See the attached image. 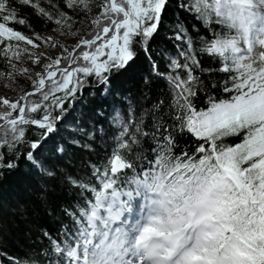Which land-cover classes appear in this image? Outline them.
Instances as JSON below:
<instances>
[{"label":"snow or ice","instance_id":"1","mask_svg":"<svg viewBox=\"0 0 264 264\" xmlns=\"http://www.w3.org/2000/svg\"><path fill=\"white\" fill-rule=\"evenodd\" d=\"M25 8L72 43L12 27L31 25ZM0 21V71L32 85L19 101L3 100L14 111L0 113V156L11 157L0 158V177L31 161L40 181L34 197L7 205L33 237L12 264H264V242L245 246L242 195L264 190V56L248 64L240 56L241 43L253 49V32L264 45V0H0ZM28 40L51 50L22 52ZM21 56L34 57L31 78L13 71ZM46 81L51 91L38 103ZM217 90L223 98L210 94ZM201 95L207 108L197 106ZM109 141L127 158L115 151L93 161ZM77 153L89 180H73ZM137 157L133 183L158 198L148 207L167 211L150 223L144 212L132 218L133 192L114 187Z\"/></svg>","mask_w":264,"mask_h":264},{"label":"trees","instance_id":"2","mask_svg":"<svg viewBox=\"0 0 264 264\" xmlns=\"http://www.w3.org/2000/svg\"><path fill=\"white\" fill-rule=\"evenodd\" d=\"M31 8H25L21 15L25 16L26 20L31 21V25L25 24L20 25L19 23H10V25L20 31H22L25 34L33 35L32 28L34 27L36 31H39L41 35L43 36L47 32H50V30H43L40 27L39 22L37 21V18L35 15H31L32 13ZM2 22V21H0ZM191 25V21H190ZM23 39V37H21ZM31 41V40H29ZM229 56L232 55L231 52L228 53ZM5 62L2 58H0V69H3L5 67ZM4 76L3 71H0V77ZM1 82V81H0ZM22 82V88H21V94L31 91L32 85L28 82L21 81ZM47 88L50 89L49 84L47 85ZM47 91L44 90L36 97V102L38 103H46L42 96L46 95ZM214 97L219 95L221 98H223L224 94L222 92L214 91L210 93ZM34 98V96H29L26 100L27 107L30 106L31 100ZM9 100L12 101L11 98ZM87 103V101H86ZM3 108L2 113H5L7 111H10L9 106L7 104V101L3 102ZM197 106L201 108H207L209 105L207 103V99L201 95L200 98L197 100ZM14 111V110H11ZM228 117L225 118L224 122H228ZM4 118L0 119V123L3 122ZM19 126V124H18ZM5 133V127L0 129V137H3ZM261 138H259V143L261 144ZM184 139H187L191 142L190 137L185 136ZM226 143H235L238 142L237 137H230L226 138ZM262 146V144H261ZM115 149L113 143L109 141L108 149L106 151H99L98 153L92 154L91 159L95 161L96 163H99L101 161H104L107 157L111 155L113 150ZM121 155L127 158L126 153L123 152V150H120ZM80 153H77V155L73 158V161L75 162V167L70 169V171L73 172V180H79L80 178L82 180L91 178L90 176H85L83 173L88 172L89 169L86 166L81 167L79 161L81 159ZM2 159H11V157H4L0 156ZM13 164L15 165V160H13ZM32 163L30 161L24 162L21 165L14 166L11 169H5V175L3 177H0V261L3 262V264H12V257L14 256H22L24 251H26V247L32 244L33 237L28 235L29 231V225L25 224L23 221H21L12 211L11 208H9L7 205L9 203H14L16 201H26L30 198L34 197L36 192L38 191L37 185L40 182L39 177L36 175L35 172L30 171V165ZM138 167H140L139 157L136 158V161H134V167L132 168L131 172L128 170H124V172L116 174L117 176V183H123L126 179V177L134 172L137 171ZM264 169V168H262ZM82 182V181H81ZM260 190L256 192H252L249 190H245V192L242 194L244 196V201L247 204V207L249 211L247 212L246 219L249 227V234H248V240L245 241L246 247H251L252 244L256 242H264V218L262 217V214L264 215V197L260 196ZM259 208L262 211V214L260 213L258 209ZM42 221H47L50 226L55 229L58 225L51 221L48 217H41ZM68 225H65V228H67ZM230 234V233H229ZM47 235V233H45ZM51 240V246L52 247H61V245L57 244L55 240H52L51 237L48 238ZM249 241L251 243H249ZM67 241L65 240L63 242V251L66 254V248L64 244ZM41 245H44V241H40ZM44 252L47 255L48 249L47 247L44 248ZM249 259H253L251 255H249ZM18 264H28L27 261H21L18 262ZM32 264H36L35 261H32Z\"/></svg>","mask_w":264,"mask_h":264},{"label":"rangeland","instance_id":"3","mask_svg":"<svg viewBox=\"0 0 264 264\" xmlns=\"http://www.w3.org/2000/svg\"><path fill=\"white\" fill-rule=\"evenodd\" d=\"M8 23L10 24V23H14V22H8ZM86 26H87V21H83L82 24L79 26L81 29L79 34L81 36L84 35L83 29ZM43 36L52 37L54 39L53 43L54 44H57V43L61 44V46H63L64 43H72V41L69 38L65 37L63 35V33L59 32L58 30L47 32ZM255 42H256V46L253 45L252 54L248 59H245L246 51H247V44H244V43L240 44V47H241L240 56L243 58L241 63H244V64L252 63L261 57V52L264 50V47H263V45L258 44L257 39L255 40ZM12 43H15V41H12ZM40 43H42V45H43L42 47H36L35 45H31L32 41H29V40L27 41V43L22 42L21 51L22 52L26 51V47H28V48H32L33 52L38 51V52H40L41 55H43L44 51L46 49L49 51L51 50L48 43H44L42 41ZM23 47H25V48H23ZM0 58L3 59V53L2 52H0ZM15 63L17 65L13 68L14 72L18 73V75H19V73L23 72L25 75H29V77L31 78L33 73L28 72L27 67H29V66L35 67L34 57L29 58L27 56H21L20 61H16ZM46 70L47 69H45V71ZM0 81H1L0 82V113H2L1 111L4 110L2 104H3V100L5 97L11 98L13 102L20 100V98L22 96V94H21L22 82L18 83L16 80L12 79L11 77L6 78L5 76L0 77ZM47 85L48 84L46 83L45 90L47 92L51 91L52 85L49 84L50 89L47 88ZM27 98L25 99V104H26ZM26 107H27V104H26ZM0 119H2V116H0ZM5 127H7V126H5ZM2 128H4V127H2ZM2 128H0V129H2ZM9 128H10V126H9ZM261 144L264 145V136H262V138H261ZM116 150H119V149L116 148Z\"/></svg>","mask_w":264,"mask_h":264},{"label":"clouds","instance_id":"4","mask_svg":"<svg viewBox=\"0 0 264 264\" xmlns=\"http://www.w3.org/2000/svg\"><path fill=\"white\" fill-rule=\"evenodd\" d=\"M158 199L155 195H153V200ZM166 216L167 211L165 206L158 204V203H153L151 204L150 207H146L144 211V223H150L151 219L153 216Z\"/></svg>","mask_w":264,"mask_h":264},{"label":"water","instance_id":"5","mask_svg":"<svg viewBox=\"0 0 264 264\" xmlns=\"http://www.w3.org/2000/svg\"><path fill=\"white\" fill-rule=\"evenodd\" d=\"M46 83H47V81H46ZM32 91V90H31ZM31 91H28V92H26V93H31ZM26 93H24L22 96H25L26 95ZM29 96H32V95H27V97H29ZM26 97V98H27ZM22 103H23V105L24 106H26V104H25V99L22 101ZM7 123V121L6 120H4L2 123H0V128H2V127H4V125ZM5 126H7V125H5ZM123 169H120L118 172H121Z\"/></svg>","mask_w":264,"mask_h":264},{"label":"bare ground","instance_id":"6","mask_svg":"<svg viewBox=\"0 0 264 264\" xmlns=\"http://www.w3.org/2000/svg\"><path fill=\"white\" fill-rule=\"evenodd\" d=\"M264 56V50L261 52V57Z\"/></svg>","mask_w":264,"mask_h":264}]
</instances>
